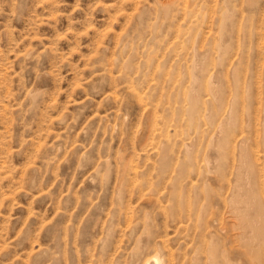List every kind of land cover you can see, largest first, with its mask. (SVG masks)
<instances>
[{
	"label": "rangeland",
	"instance_id": "1",
	"mask_svg": "<svg viewBox=\"0 0 264 264\" xmlns=\"http://www.w3.org/2000/svg\"><path fill=\"white\" fill-rule=\"evenodd\" d=\"M255 180L264 0H0V264H212Z\"/></svg>",
	"mask_w": 264,
	"mask_h": 264
},
{
	"label": "bare ground",
	"instance_id": "2",
	"mask_svg": "<svg viewBox=\"0 0 264 264\" xmlns=\"http://www.w3.org/2000/svg\"><path fill=\"white\" fill-rule=\"evenodd\" d=\"M193 97L194 99L192 100H198L197 98L195 99L196 96ZM194 102L196 101H193V105ZM194 108V106L193 108H190L192 109V111H190L193 112ZM238 163V166L237 164L236 166L234 164V166L237 168L240 167V163H242L241 160H238ZM226 179L228 178L226 177ZM253 186V192L257 191L258 193H260V195H262L261 191H264V182L260 180L256 181L254 182ZM228 187L229 186H227V190L229 189V191L227 192V194L224 195L226 193L224 191V194L219 196L220 203L223 206V208H221L223 210H219L220 212L218 211L217 218L214 217L216 218L217 225L216 237L214 236L216 238V240H214L215 246L213 247L214 255L212 252L213 249H210L213 255H211V260L213 259L212 264H264V212L262 210L264 208L262 207L261 201L256 200L257 192L253 193L252 195L247 192L248 198L243 199L244 197L241 198V196L238 195V189L235 190V185L233 187L231 186V188ZM247 193H245V195ZM225 212L228 214L229 220H231L233 223H227V221H225L224 216L222 215V213ZM155 249H157L156 246L154 250ZM149 255L150 256H147L146 259L144 258L145 260L142 264L162 263V259H159L161 257H158L157 254L150 253Z\"/></svg>",
	"mask_w": 264,
	"mask_h": 264
}]
</instances>
